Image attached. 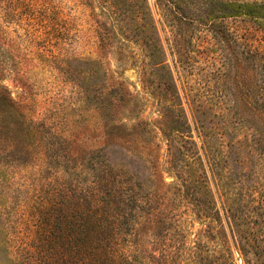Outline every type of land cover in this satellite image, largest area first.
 Masks as SVG:
<instances>
[{
  "label": "rangeland",
  "instance_id": "374dc122",
  "mask_svg": "<svg viewBox=\"0 0 264 264\" xmlns=\"http://www.w3.org/2000/svg\"><path fill=\"white\" fill-rule=\"evenodd\" d=\"M255 1L0 0V264H34L45 194L82 193L101 164L125 165L145 187L174 185L168 126L177 120L176 88L192 131L184 137L199 146L198 117L206 128L226 123L243 142L264 133L256 111L264 18L242 7ZM258 171L252 196L260 207L264 166ZM169 190L157 211H169L173 235L183 228L192 260L205 225L191 204L175 207ZM153 226L141 241L150 261L161 256ZM230 246L234 264H245ZM199 247L205 261L225 264L217 242Z\"/></svg>",
  "mask_w": 264,
  "mask_h": 264
},
{
  "label": "trees",
  "instance_id": "16d2710c",
  "mask_svg": "<svg viewBox=\"0 0 264 264\" xmlns=\"http://www.w3.org/2000/svg\"><path fill=\"white\" fill-rule=\"evenodd\" d=\"M242 7L264 18V0ZM176 89L177 120L168 126V164L176 172V183L145 187L144 182L134 181L125 165L105 161L94 177L93 187L82 193L69 188L52 189L43 198L46 206L40 208L46 217L39 220L43 225L36 246L40 258L30 255L34 264H214L213 258L205 261L200 257L199 246L205 238L221 246L225 264H234L230 239L245 264H264V223L259 219L264 200L257 207L252 196L257 189L255 175L264 166V133L258 132L254 140L243 142L234 137L235 130L227 132L226 123L220 128H206L207 118L198 117L195 129H202L204 137L199 146L193 136L184 137L192 131ZM260 98L256 111L264 122V94ZM211 183L216 185L215 191ZM169 189L175 207L191 204V210L205 225L192 260L187 258L183 228L178 226L173 235L169 211H157L163 204L161 200L168 198ZM58 220L62 221L61 227ZM149 225H154L151 235L159 236L161 241V256L153 261L141 252L142 233Z\"/></svg>",
  "mask_w": 264,
  "mask_h": 264
}]
</instances>
